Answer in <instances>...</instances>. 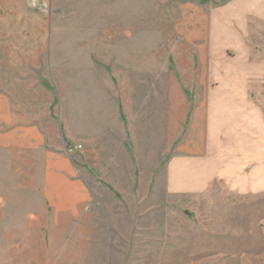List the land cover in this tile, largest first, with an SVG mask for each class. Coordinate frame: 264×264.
<instances>
[{"label":"rangeland","instance_id":"rangeland-1","mask_svg":"<svg viewBox=\"0 0 264 264\" xmlns=\"http://www.w3.org/2000/svg\"><path fill=\"white\" fill-rule=\"evenodd\" d=\"M15 1L1 8L11 18L0 21V95L32 108L57 152L71 143L86 153L94 144L78 140L79 100L86 109L95 89L117 88L134 108L126 138L137 157L131 182L132 166L118 173L108 148L94 200L56 213L43 196L40 149H0V264H264V192L238 193L222 176L170 191L158 133L141 124L147 104L158 118L163 97L180 96L168 166L205 94L221 95L239 64L264 74V0ZM248 94L264 111V82ZM218 101L210 105L221 113ZM20 111L16 121L30 122Z\"/></svg>","mask_w":264,"mask_h":264},{"label":"crops","instance_id":"crops-1","mask_svg":"<svg viewBox=\"0 0 264 264\" xmlns=\"http://www.w3.org/2000/svg\"><path fill=\"white\" fill-rule=\"evenodd\" d=\"M16 5L14 0H0V21L11 18L1 13V8ZM16 16L13 14L14 18ZM244 65L245 68L239 64L238 69H233L223 78V93L216 95L218 102L224 104L221 113L220 107L210 105L215 102V95L205 94L201 105L199 103L193 107L188 131L172 148L174 156L168 166L165 160L168 129L173 121L177 124V116L183 115V101L179 95L169 100L164 96L162 104L159 102L158 105V118L150 116L149 104L146 109L143 107L141 124L144 128L154 127L158 133L159 149L164 158L165 182L170 191L188 193L201 190L211 179L222 176L238 193L264 192V111L254 104L257 101L248 94L252 85L264 82V74L260 73L257 64ZM114 91L103 94V90L95 89L94 96L90 97L93 101L85 105L86 109L82 98L79 100L78 140H83L86 146L94 144V147H90L86 153L80 148L72 154L68 149H74V144H65L62 152L54 149L53 141L49 144L47 130L34 121L38 116L32 108L26 105L20 108V112L25 108L30 122L16 121L20 110L17 104L24 101L0 95V149H40L43 157L40 180L43 196L56 213L76 211L94 200L91 184L97 182V174H102L103 154L108 148L110 153L106 157L112 160L117 172L121 173L120 168L130 164L131 171L126 172V176L131 182L135 179L137 155L135 148L129 150L126 138L128 130H134V108L129 106L128 101L122 102L117 88ZM220 117L222 121L216 125L213 119ZM215 129H221V138ZM119 133H124V136ZM117 142L122 144L125 156H120L119 150L112 145ZM121 158L127 160V166ZM111 181L118 183L120 180L115 178Z\"/></svg>","mask_w":264,"mask_h":264},{"label":"built area","instance_id":"built-area-1","mask_svg":"<svg viewBox=\"0 0 264 264\" xmlns=\"http://www.w3.org/2000/svg\"><path fill=\"white\" fill-rule=\"evenodd\" d=\"M80 148H82V145H81V144L75 146L74 149H68V151L71 153V152H73L74 150H77V149H80Z\"/></svg>","mask_w":264,"mask_h":264}]
</instances>
